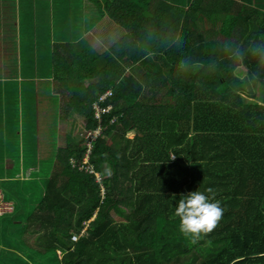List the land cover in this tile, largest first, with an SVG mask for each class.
<instances>
[{"label": "trees", "instance_id": "1", "mask_svg": "<svg viewBox=\"0 0 264 264\" xmlns=\"http://www.w3.org/2000/svg\"><path fill=\"white\" fill-rule=\"evenodd\" d=\"M94 4L122 36L101 55L83 39L55 44L51 65L65 117L94 130V104L112 105L88 154L101 179L78 169L87 148L68 133L24 231L43 251H62L61 264H264V7ZM207 20L217 21V37L199 33ZM207 188L224 213L193 243L175 206L181 194L211 195Z\"/></svg>", "mask_w": 264, "mask_h": 264}, {"label": "crops", "instance_id": "2", "mask_svg": "<svg viewBox=\"0 0 264 264\" xmlns=\"http://www.w3.org/2000/svg\"><path fill=\"white\" fill-rule=\"evenodd\" d=\"M89 1L93 5H89ZM164 1L185 9L192 2V0ZM235 1L239 3L250 2V0ZM254 1L256 2V0ZM17 4L19 6V0H16ZM24 11L25 22H23V25L27 58L24 74L23 71H20L21 75L17 81L18 83L22 82L18 87L21 88L22 96L25 93L28 99L30 125L26 129L25 137L23 136L20 124L16 126L15 130L10 125H0L1 141L4 142L5 146L9 143L12 144L10 152L12 154L15 153L13 163L15 164L20 161L19 167H15V164L8 168L5 163L6 170H4V176L0 169V194L3 196L4 201L11 203L13 206V212L7 215H13L15 213V204L11 200H5L6 195L3 194L2 183L5 184L4 188L8 189L9 194L21 198L22 203L26 202V197L28 198L25 205L26 209L32 204L33 192L31 191L35 185L34 181H43L45 178V174L41 175V178L37 176L33 178L32 171L25 173L24 139L26 141L29 140V145L35 142L36 148H39L47 156V164L44 168L46 173L51 168L53 169L57 151L59 148L65 146L68 133H70L71 138L73 121L70 115L76 114H70L68 118L63 115L61 109L63 98L62 95L57 93L58 91L55 88L51 65V51L53 46L58 43L78 42L84 39V35L91 34L96 35L97 40L102 41V44L107 49L123 34L121 28L108 24L109 28L114 30L115 41H112L113 39L110 41L108 38L99 36L96 27L99 25L98 22L106 16L98 12L94 0H26ZM16 33L18 36V45V42L20 43V26ZM145 43L147 46L152 44L149 41ZM14 79V76L10 77L13 83L15 82ZM0 91H3V89L1 88ZM8 130L11 133L10 135L7 134ZM78 131L80 130L78 129ZM12 132H14L13 135ZM134 135V131H129L126 134V138L132 139ZM41 137L42 142L40 141ZM5 158L6 156L4 155L0 160V164L5 162ZM28 161L32 162L33 156H28ZM27 170H30V168L28 167ZM43 194L44 192L41 193V198ZM3 217L5 215L0 217V237L4 234V227L6 231L17 232V235L13 239L4 238L3 243H1L5 251L0 252V264H18L21 257L25 254L28 257V261L25 264H34L32 259H35V256L29 257V251L36 254L40 253L39 256L44 257L42 253L48 251H43L40 247L35 246L33 244L34 238L26 230L24 231V222L27 217L19 219L15 223L6 224L3 221ZM55 254L57 261L60 263L63 257L62 251L57 249Z\"/></svg>", "mask_w": 264, "mask_h": 264}, {"label": "rangeland", "instance_id": "3", "mask_svg": "<svg viewBox=\"0 0 264 264\" xmlns=\"http://www.w3.org/2000/svg\"><path fill=\"white\" fill-rule=\"evenodd\" d=\"M260 7H264V0H256ZM89 5L92 2H88ZM26 5V0H19V6L16 5V0H0V89L2 88L3 91H0V125L6 124L10 125L12 129L15 130L17 125H21V130L23 132V136L25 137L26 129L30 125L29 120V104L28 99L25 96V93H21V88L18 87L19 84L21 85L22 82L18 83L17 79L20 78V71L25 70V62L27 58V50H26V42H25V35H24V25L25 22V11L24 7ZM93 5V4H92ZM91 7V6H90ZM97 8V7H96ZM213 18V17H212ZM210 19V21L212 20ZM208 21V20H207ZM210 21L208 23H199V33L203 34L205 37H217V27L218 23L216 20L213 21L211 24ZM100 22H102L100 24ZM99 25L97 28V33L102 38H108L110 41H115V33L113 29L109 28L111 26H116L109 21L106 17L100 20ZM208 24V25H205ZM20 26V43L18 42L17 45V29ZM204 26V27H202ZM115 28V27H114ZM88 45L94 50L97 55H101L105 52L106 47L102 44V41L97 40L96 35L86 34L84 35V39ZM146 71H151L152 68H146ZM236 75L239 79H242L244 76V72L238 69ZM15 77V82L13 83L10 80V77ZM256 91L262 92L259 86H256ZM147 90L145 89V92ZM260 96V95H259ZM148 97L147 93L143 95V99L146 101ZM261 99V96H260ZM72 116V130H71V137L75 140V143L79 146V148L85 147V134L83 133L82 129L84 128L86 121L84 118L77 117L76 115ZM75 128V130H73ZM78 129L80 131H78ZM65 132V129H64ZM7 134L10 135V131H7ZM14 132H12V135ZM69 135V134H68ZM129 136V135H128ZM113 138L110 137V143ZM108 140V141H109ZM115 138L113 139V141ZM42 142V137L41 140ZM9 142V139H8ZM11 143L5 146L4 142L1 141L0 138V160L5 155V162L0 164V169L3 172V176L5 174V163L7 164L8 168L15 165V167H19L20 161L18 163H13L14 155L10 152ZM28 156H33V161H28ZM24 157H25V173L28 171H32L33 178L38 177L41 178V175L45 174V178L43 181H34L35 185L32 188L33 195H32V204L30 207L25 209L26 202L28 198L26 197V202L22 203L21 198L12 196L9 194L8 189L4 188L5 184L2 183L3 194L6 195L5 200H11L15 204V213L13 215H5L3 217L4 223H12L19 221V219H24L29 215L35 206L41 201V193L45 192V186L47 180L50 178L53 169L49 172L44 171L45 165L47 164V156L40 151L39 148H36L35 142L32 145H29V140L26 141L24 139ZM28 167L30 170H27ZM1 175V173H0ZM98 175V179L100 180V176ZM26 179V178H25ZM26 181V180H25ZM114 219H116L115 215H112ZM87 225V224H86ZM86 225L84 229L86 228ZM25 227V225H24ZM25 229V228H24ZM3 238L0 237V252L5 251V248L1 246L3 243L4 238H11L16 237L17 232H10L6 231V228H3ZM25 254V252H24ZM40 253H33L28 252L29 257L35 256V259H32L34 264H60L56 259V254L54 251H48L42 253L44 257L39 256ZM60 256V255H59ZM28 261V257L25 254L21 257L18 264H25Z\"/></svg>", "mask_w": 264, "mask_h": 264}, {"label": "clouds", "instance_id": "4", "mask_svg": "<svg viewBox=\"0 0 264 264\" xmlns=\"http://www.w3.org/2000/svg\"><path fill=\"white\" fill-rule=\"evenodd\" d=\"M255 51L261 52L260 49ZM264 55V52H261ZM173 155L171 159H174ZM109 174L111 170L109 169ZM211 195L199 190L191 191L188 194H181L175 206V216L179 217V230L185 236H191L195 243L203 235L211 233L221 220L224 209L220 201L215 200V193L212 188L205 190Z\"/></svg>", "mask_w": 264, "mask_h": 264}, {"label": "built area", "instance_id": "5", "mask_svg": "<svg viewBox=\"0 0 264 264\" xmlns=\"http://www.w3.org/2000/svg\"><path fill=\"white\" fill-rule=\"evenodd\" d=\"M112 96V92L110 90H107L102 96L99 97L98 103H102L108 98ZM95 113L94 117L97 120L98 126L94 130H87L85 128L82 129L83 133L85 134V147L87 148L86 153L84 157L82 158L81 165H76V161L74 159L70 160V164L72 167L77 166L79 170H85L88 173H93L96 176V180L99 182L100 180L98 179L97 173H94L93 167L89 165L88 162V154L91 148V143L92 141L101 133L102 127L100 125L101 123V115L104 113H109L112 110L111 105H107L104 109L99 108L98 104H94L93 106ZM116 120V117H113L110 120V123H114ZM172 157V156H171ZM13 212V206L11 203L4 201L3 196L0 194V217L3 215L11 214ZM79 235L72 234L71 240L73 242H76L78 239Z\"/></svg>", "mask_w": 264, "mask_h": 264}]
</instances>
